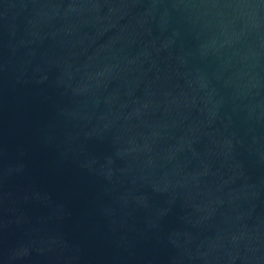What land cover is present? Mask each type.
<instances>
[{"label":"water","instance_id":"1","mask_svg":"<svg viewBox=\"0 0 264 264\" xmlns=\"http://www.w3.org/2000/svg\"><path fill=\"white\" fill-rule=\"evenodd\" d=\"M0 264H264V0H0Z\"/></svg>","mask_w":264,"mask_h":264}]
</instances>
